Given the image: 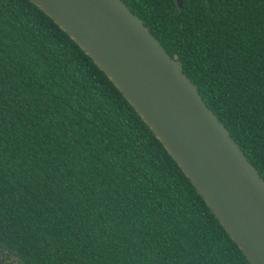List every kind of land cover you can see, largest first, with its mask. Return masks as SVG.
<instances>
[{"label": "trees", "instance_id": "obj_1", "mask_svg": "<svg viewBox=\"0 0 264 264\" xmlns=\"http://www.w3.org/2000/svg\"><path fill=\"white\" fill-rule=\"evenodd\" d=\"M264 179V0H122ZM6 264H250L107 75L30 0H0Z\"/></svg>", "mask_w": 264, "mask_h": 264}, {"label": "water", "instance_id": "obj_2", "mask_svg": "<svg viewBox=\"0 0 264 264\" xmlns=\"http://www.w3.org/2000/svg\"><path fill=\"white\" fill-rule=\"evenodd\" d=\"M30 1L124 95L250 264H264V179L183 65L122 0Z\"/></svg>", "mask_w": 264, "mask_h": 264}, {"label": "flooded vegetation", "instance_id": "obj_3", "mask_svg": "<svg viewBox=\"0 0 264 264\" xmlns=\"http://www.w3.org/2000/svg\"><path fill=\"white\" fill-rule=\"evenodd\" d=\"M7 254L4 253L0 248V264H6Z\"/></svg>", "mask_w": 264, "mask_h": 264}]
</instances>
